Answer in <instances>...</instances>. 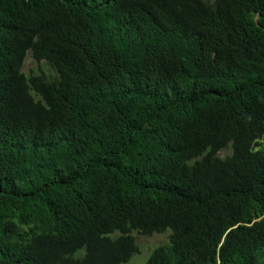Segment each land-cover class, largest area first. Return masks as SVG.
Wrapping results in <instances>:
<instances>
[{
    "label": "trees",
    "instance_id": "trees-1",
    "mask_svg": "<svg viewBox=\"0 0 264 264\" xmlns=\"http://www.w3.org/2000/svg\"><path fill=\"white\" fill-rule=\"evenodd\" d=\"M167 229L144 264H264V0H0V264Z\"/></svg>",
    "mask_w": 264,
    "mask_h": 264
},
{
    "label": "rangeland",
    "instance_id": "rangeland-1",
    "mask_svg": "<svg viewBox=\"0 0 264 264\" xmlns=\"http://www.w3.org/2000/svg\"><path fill=\"white\" fill-rule=\"evenodd\" d=\"M23 71L26 74L38 73L43 71L51 77H55L54 71L50 68L46 61H41L40 63L36 62L32 57L30 52L27 54L25 63L23 66ZM228 149H224L220 152V155L224 156L229 154ZM171 231L167 229L163 233H154L152 235H142L136 232H133V235L136 239V244L138 245L139 251L132 256L130 261L125 264H144L148 256L151 254L153 249L159 245H168L170 244L169 236Z\"/></svg>",
    "mask_w": 264,
    "mask_h": 264
}]
</instances>
